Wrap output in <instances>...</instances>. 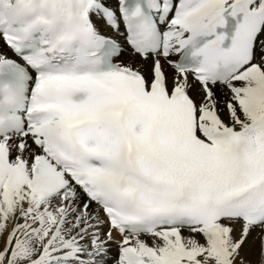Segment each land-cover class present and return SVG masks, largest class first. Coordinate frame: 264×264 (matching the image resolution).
<instances>
[{
	"label": "snow or ice",
	"instance_id": "snow-or-ice-1",
	"mask_svg": "<svg viewBox=\"0 0 264 264\" xmlns=\"http://www.w3.org/2000/svg\"><path fill=\"white\" fill-rule=\"evenodd\" d=\"M0 264H264V0H0Z\"/></svg>",
	"mask_w": 264,
	"mask_h": 264
}]
</instances>
